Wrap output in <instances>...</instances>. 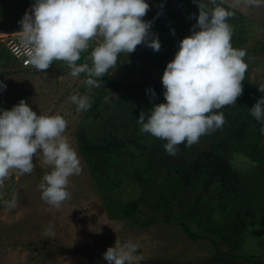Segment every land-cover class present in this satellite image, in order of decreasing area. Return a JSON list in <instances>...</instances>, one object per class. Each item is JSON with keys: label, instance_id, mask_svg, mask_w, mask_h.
Instances as JSON below:
<instances>
[{"label": "rangeland", "instance_id": "374dc122", "mask_svg": "<svg viewBox=\"0 0 264 264\" xmlns=\"http://www.w3.org/2000/svg\"><path fill=\"white\" fill-rule=\"evenodd\" d=\"M34 2L0 0V82L6 85V89L0 91V111L10 110L23 99L38 115H61L67 121L64 135L77 152L82 171L69 177L67 190L71 198L58 209L41 200L38 185L51 169L40 167L35 157L33 162L37 166L32 174L20 175L15 171L10 174L0 188V264H108L103 254L107 248L114 247L116 241L120 244L130 241L137 245L132 264H249L236 257L237 253L264 264V134L260 131L264 125L250 114V108L264 97V92L259 91L260 87H264V51H253L244 58L248 68L242 81L243 93L237 98L235 106L218 110L225 117L223 127L200 137L199 142L194 144V151L201 153H196L199 159L202 153L214 152L212 146L220 149L221 163L229 156L232 159L230 164L233 168L227 173L226 170L222 171L220 187L223 192L216 196L219 204L204 203L205 199H213L215 191L212 194V191H202L201 195L206 196L199 203L196 200L198 196H194V190L190 187L182 200L172 205L174 210L178 207L181 211L190 209L187 225L199 234L212 235L215 239L213 244L208 238L189 236L182 227L173 223L157 221L143 225L145 214L141 212L134 217L124 218L110 215L87 163V157L90 158L87 155L97 144L103 143L105 147L112 143L140 147V142H145L146 138L154 139L150 143L152 148L147 150L151 159L172 157H167L163 145H158L166 141L161 142L141 132L137 123L142 111L147 113L154 103L165 102L164 90L159 92L152 89L155 97L148 89L126 93L110 89L104 78L107 76L125 86L162 84L167 63L174 59L179 42L191 35V29L196 24L199 15L197 3L194 0H146L149 11L143 19L152 22L150 33L158 37L160 50L157 52L141 44L131 54H119L115 70L111 69L109 74L98 79L100 87L89 89L83 83L85 74L72 77L71 70L61 61H54L45 72H41L32 66L22 67L9 54L6 43L9 39L20 40L19 22L26 12H30ZM200 2L207 4L209 9L213 7L209 0ZM217 3L235 13L228 20L233 29V48L246 52L264 45V4L258 7L241 4L240 7L230 8L233 0H223V3L217 0ZM96 45L97 41H92L89 49L82 52L89 66L91 60L88 56ZM85 63L77 61L78 65ZM134 93L139 96L132 100ZM73 94L88 96L91 107L87 111H77L76 105L68 101ZM138 97L139 101L136 100ZM118 99L122 103H118ZM115 106L124 110L118 122H115L116 117H112ZM87 116L93 130L88 139L84 138V124L81 126L80 123ZM99 120L101 122L97 124ZM246 158L253 161L252 170L247 169ZM223 164L219 165L221 169L227 166ZM114 184L119 185L118 181H114ZM13 194L18 196L19 203L15 209L8 210L3 201L11 199ZM159 194L151 192L142 196L136 187L127 186L122 199L137 201L141 197L142 200L153 198V201L159 202ZM261 196L263 202L260 204L257 202ZM172 206L167 205L169 208ZM216 207H220L219 222L209 217ZM163 208L161 215L169 213L164 204ZM174 213L179 220V214ZM203 215L205 223L218 232L217 235L208 233L194 221ZM250 223L255 227H250ZM240 226L248 229L245 236L247 241L240 240L236 234ZM240 245L242 248H239ZM217 257L223 260H217Z\"/></svg>", "mask_w": 264, "mask_h": 264}, {"label": "clouds", "instance_id": "9594fccd", "mask_svg": "<svg viewBox=\"0 0 264 264\" xmlns=\"http://www.w3.org/2000/svg\"><path fill=\"white\" fill-rule=\"evenodd\" d=\"M194 2L199 9L196 24L191 35L179 42L161 78L165 102L154 103L137 120L141 132L166 141L163 147L170 156L177 154L180 144L191 147L200 137L223 127L225 117L218 110L236 105L248 68L246 52L231 44L233 29L228 20L235 13L217 0H209L211 9L200 0ZM241 4L258 7L264 0H233L230 8ZM148 11L146 0H35L19 22L20 40L28 47L29 63L37 71L45 72L54 61H61L72 77L85 74L83 83L89 89L100 87L98 79L115 70L119 54H131L141 44L160 50L158 37L150 33L152 22L143 19ZM92 41L97 45L88 56L91 66L85 59V64L78 65ZM5 89L0 82V91ZM148 91L155 97L153 90ZM259 91L264 92V87ZM68 101L77 111L91 107L86 95L73 94ZM250 114L264 125V97L250 108ZM66 129L67 121L61 115H38L23 99L10 110L0 111V188L13 171L32 174L35 157L40 167L51 169L38 185L41 200L60 208L71 198L69 177L82 171L78 154L64 135ZM260 131L264 134V126ZM18 203L16 194L3 201L8 210ZM136 251V244L116 241L103 258L108 264H132Z\"/></svg>", "mask_w": 264, "mask_h": 264}, {"label": "trees", "instance_id": "16d2710c", "mask_svg": "<svg viewBox=\"0 0 264 264\" xmlns=\"http://www.w3.org/2000/svg\"><path fill=\"white\" fill-rule=\"evenodd\" d=\"M93 49L94 47L91 48V51ZM258 50L264 51V45H261L258 49L247 50L244 58H246L253 51ZM83 57L84 54L81 53L80 61L84 59ZM104 80H107L108 87H110V89L121 90L126 93H128L127 91L132 90L153 89L154 91L159 92L164 90L162 84L157 85L143 83L141 85L125 86L109 79L107 76H105ZM106 93L107 92H105V94ZM125 94L122 95L123 99L125 98ZM136 96H139V94L136 95L134 93L131 96V99L134 100ZM139 98L140 97L136 98V100ZM126 99L129 98L126 97ZM117 102L122 103V100L118 99ZM123 111L124 110L120 107H114L115 115L112 114V117H116L115 122L120 121L119 118ZM104 117L106 119V114H104ZM89 119V116H87L80 122L81 126L84 124L82 129L85 130L86 135L84 138L86 139L91 138L90 133L93 131L91 130L92 125L91 122L88 121ZM100 122L101 120H99L97 124ZM144 140L145 142H140V147H132L131 145L124 144L118 145L114 143H112L109 147H105L103 143H101V145L97 144L94 147L95 149H93L92 152L90 151V155H87L90 156V158L87 157V163L91 170L92 176H94V183L97 185V189L99 191L98 193L100 194V197L103 200V203L105 204V207L109 211L110 215L118 216V218H124L134 217L136 213L141 212L145 214V221L143 222V225L157 221L166 224L173 223L182 227L189 236L196 238H208L213 244H215V239L212 235L207 236L204 234H199L198 232L191 230L187 225V218L189 216L188 210L190 209L187 208L186 210L181 211L178 207L176 210H174L172 205L178 203V200H182V196L186 194L187 189L190 187H192L194 190V196H198L196 200H199V203L206 196L201 195L202 191H212L210 194L215 191L213 194V199L210 201L205 199L204 203L218 205L219 200L216 198V196L221 191L220 183L223 177L222 171L226 170L227 173V170L229 171L233 168V165L230 164L232 162L231 157L229 156L225 161H223L227 166L223 164L226 166V168L221 169L219 165H221L223 162H220V149L218 147L212 146L211 149L214 152H211V154L202 153L201 158L199 159L196 153H201L197 150L194 151V145L191 147H187L186 145H181L180 147L179 145V154H177V157H169V155L165 153V155L169 157L168 159L162 156L161 158H156L154 160L151 159L147 153V150L152 148L150 143H152L154 139L146 138ZM159 141L162 142V140ZM164 144L165 143H159L158 145L162 147ZM115 146L117 147L115 148ZM246 159L247 169L252 170L253 167H251V165L254 164L253 161L249 158ZM254 162L256 163L257 160ZM95 165L100 166V168H97ZM114 181H118L119 185L114 184ZM207 183L208 186H206ZM127 186H131L132 188L136 187L137 191L141 192L142 196H145L151 192L160 193V201L156 202L153 201V198L149 199L143 197L142 198L144 200H142L140 197L137 201H124L122 199V194L127 189ZM222 192L223 191H221V193ZM262 198L263 196H261V200H259L257 203L261 204V202H263ZM163 204L165 206V210L167 209L169 213L161 215L160 210L164 209ZM168 204H171L172 207H167ZM141 206H144V208H141ZM175 211L177 214H179L177 215L179 220L176 218L174 213ZM219 212L220 207L214 208L209 215L210 219H213L215 222H219ZM204 218L205 216L203 215L194 221L199 225V227H203V229L205 228L208 233L217 235L218 232H214L212 228L205 223ZM234 226L235 225H233V227ZM250 227L254 228L255 224L250 223ZM245 228L246 227L244 226H240V229L236 231V234L240 236V240L242 241H247L245 240V236L248 229ZM203 229L202 232H204ZM239 248H242L241 245ZM235 256L249 264H263V262L260 260L251 259V257H248L242 253H237ZM217 260L222 261L223 259L217 257ZM160 264H169V262H161Z\"/></svg>", "mask_w": 264, "mask_h": 264}, {"label": "built area", "instance_id": "2783aa9c", "mask_svg": "<svg viewBox=\"0 0 264 264\" xmlns=\"http://www.w3.org/2000/svg\"><path fill=\"white\" fill-rule=\"evenodd\" d=\"M6 47L10 55L17 60L22 67H30L28 57V47L21 44V41L9 39L6 43Z\"/></svg>", "mask_w": 264, "mask_h": 264}]
</instances>
